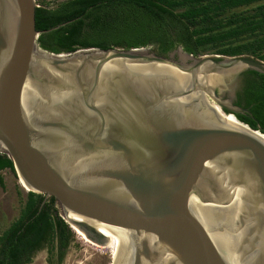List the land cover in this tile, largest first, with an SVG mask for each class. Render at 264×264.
I'll return each instance as SVG.
<instances>
[{
	"label": "water",
	"instance_id": "1",
	"mask_svg": "<svg viewBox=\"0 0 264 264\" xmlns=\"http://www.w3.org/2000/svg\"><path fill=\"white\" fill-rule=\"evenodd\" d=\"M35 7L0 0V153L26 191L52 197L65 223L73 213L125 229L131 255L121 264H264V144L222 123L205 98L222 113L249 114L231 103L233 81L245 69L264 74V61L193 56L180 46L168 55L146 47L52 53L37 46ZM148 62L181 71L192 87L140 70ZM227 70L229 90L208 82ZM25 81L37 93L29 112ZM192 88L197 112L183 100ZM206 173L215 179L202 181ZM191 196L248 205L253 220L206 232Z\"/></svg>",
	"mask_w": 264,
	"mask_h": 264
},
{
	"label": "trees",
	"instance_id": "2",
	"mask_svg": "<svg viewBox=\"0 0 264 264\" xmlns=\"http://www.w3.org/2000/svg\"><path fill=\"white\" fill-rule=\"evenodd\" d=\"M34 25L40 31L37 46L52 53L152 47L166 55L180 46L193 56L246 55L264 61V0H63L36 6ZM240 75L233 105L249 114L233 115L264 133V74L245 69ZM5 169L14 172L0 153V171ZM54 203L52 197L25 193L17 216L0 232V264H27L41 249L47 262L61 263L72 233Z\"/></svg>",
	"mask_w": 264,
	"mask_h": 264
},
{
	"label": "bare ground",
	"instance_id": "3",
	"mask_svg": "<svg viewBox=\"0 0 264 264\" xmlns=\"http://www.w3.org/2000/svg\"><path fill=\"white\" fill-rule=\"evenodd\" d=\"M115 63H111L109 65H107V69H109L110 67L112 68ZM139 68H141L140 70H142L145 73H152L154 71H157L156 73L158 75H160V78L164 77L166 75L171 76L172 80H174V82H178L179 80L183 83V84H189L191 86V84L189 83V80L186 76V74L182 73L181 71L173 68L170 65L167 64H163V63H145L142 66H140ZM159 72V73H158ZM162 73V75H161ZM234 74L233 70L231 71H225V72H221V73H214L211 76L207 77L208 82L211 84H218L221 88H226V89H230V80H231V75ZM167 78V77H164ZM161 84H163V81L160 82ZM192 87V86H191ZM190 87V88H191ZM196 90H194V88H192V92L189 94V97H187L186 99H183L186 102H189V104H191L190 106L193 112H197L195 111L197 109L196 106H198L197 104L192 102V98L194 96H196ZM37 93L34 92L32 85L30 84V82L25 81L23 88H22V92H21V100H22V104L24 106V108L29 112V110H31L34 106V102H35V98H36ZM205 98L207 100V104L210 106V108H212V110L215 112L216 116L219 118V120L224 123L225 125L238 129V130H242V131H246L249 134H251L252 136L256 137L258 140H260L263 144H264V134L258 132V131H251L249 130V128L240 123L234 116H232L231 114H226L225 118H223L221 116V114L219 113V109L218 107L213 104L207 97V95L205 94ZM36 104V102H35ZM204 109V108H203ZM200 110V109H199ZM205 110V109H204ZM206 111V110H205ZM234 172V171H231ZM207 174V173H206ZM214 175V174H213ZM231 178H235L234 174L231 173L230 174ZM212 176V174H204L203 180H210V179H215V177ZM191 212L193 213V215L196 217V219L200 222V224L202 225V227L204 228V230L206 232L214 230V229H218V228H222V227H226V226H231V225H235V224H239L240 221H242L241 223L244 222H248V221H252L253 217L251 218V214H252V209L250 206L248 205H238L235 208H230V207H226V208H222V207H215L213 205H209V204H201L198 201V198L196 196H191L190 198V203H189ZM68 220L73 221V222H68V225L70 228H74L75 231L83 238L87 239L89 242H91L92 244L103 248L106 247V245H108V243L111 241V239L113 238L112 232H111V228L109 225L104 224V223H100L98 221H95L93 219L84 217V216H80L77 214H73V213H69V215L67 216ZM74 222H79L82 223L86 226H88L89 228H91L92 230H94L97 234L100 235L101 237V242H98L95 244L92 240H90L85 234L84 232L76 225L74 224ZM112 226V225H111ZM116 227V226H114ZM100 245V246H99ZM131 241L129 238L128 233L126 234V244H125V248L123 250V254H122V259H120L119 261H117L116 263L113 264H121L124 257H128L131 255Z\"/></svg>",
	"mask_w": 264,
	"mask_h": 264
},
{
	"label": "rangeland",
	"instance_id": "4",
	"mask_svg": "<svg viewBox=\"0 0 264 264\" xmlns=\"http://www.w3.org/2000/svg\"><path fill=\"white\" fill-rule=\"evenodd\" d=\"M60 1L63 0H34V3L35 5L52 7L54 4ZM249 8L250 7L240 8L238 10L240 11ZM146 48L149 51L154 52L152 47ZM171 57L173 59L178 58L177 54L174 52L172 53ZM0 176L3 181V185L0 186L1 232L17 216L18 211L23 203L25 193L27 192V188L21 179L17 177L15 172L5 169L0 171ZM54 206L56 207L57 214L59 215L56 202L54 203ZM67 226L72 233V240L66 248L60 264H112V262L116 263L122 259L123 250L126 244L127 231L125 229L109 225L112 235L114 234L113 238L108 243V245H106V247L100 248L89 242L84 237L82 238L74 228L70 229L68 224ZM94 243L96 244L97 242ZM47 257L46 250L41 249L32 256L31 261L27 264H56L54 259H51L49 262H47Z\"/></svg>",
	"mask_w": 264,
	"mask_h": 264
},
{
	"label": "flooded vegetation",
	"instance_id": "5",
	"mask_svg": "<svg viewBox=\"0 0 264 264\" xmlns=\"http://www.w3.org/2000/svg\"><path fill=\"white\" fill-rule=\"evenodd\" d=\"M155 52V51H154ZM156 53V52H155ZM169 53V52H168ZM167 53V54H168ZM157 54V53H156ZM242 72V71H241ZM239 72L235 78H234V81H233V86H232V94H231V103L233 104V102L236 100V93L241 89V86H242V82H243V78L242 76L240 75Z\"/></svg>",
	"mask_w": 264,
	"mask_h": 264
},
{
	"label": "built area",
	"instance_id": "6",
	"mask_svg": "<svg viewBox=\"0 0 264 264\" xmlns=\"http://www.w3.org/2000/svg\"><path fill=\"white\" fill-rule=\"evenodd\" d=\"M36 6H38V5H36Z\"/></svg>",
	"mask_w": 264,
	"mask_h": 264
}]
</instances>
